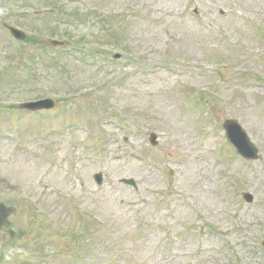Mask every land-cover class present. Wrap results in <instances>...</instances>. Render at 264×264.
<instances>
[{"label":"rangeland","instance_id":"obj_1","mask_svg":"<svg viewBox=\"0 0 264 264\" xmlns=\"http://www.w3.org/2000/svg\"><path fill=\"white\" fill-rule=\"evenodd\" d=\"M86 1L79 6H99ZM107 1L121 8L120 0ZM183 1H152L158 20L148 25L162 38L158 55L185 59L186 74L143 75L124 57L105 73L91 59H72L67 75L52 65L68 44L49 45L56 27L46 5L0 0V97L20 103L44 94L56 102L37 113L0 106V264H264V0H199L205 29L174 15ZM126 13L127 25L144 30ZM6 25L25 31L26 40ZM164 25L173 30L169 43ZM219 26L226 40L216 37ZM109 29L114 37L115 25ZM103 46L115 50L104 40L96 51ZM212 61L219 68L204 70ZM34 71L41 74H27ZM109 71L103 95L98 86L88 90ZM199 88L211 90L203 110L192 105ZM230 118L257 145L253 160L243 161L227 141L222 127ZM122 177H134L138 188Z\"/></svg>","mask_w":264,"mask_h":264},{"label":"trees","instance_id":"obj_2","mask_svg":"<svg viewBox=\"0 0 264 264\" xmlns=\"http://www.w3.org/2000/svg\"><path fill=\"white\" fill-rule=\"evenodd\" d=\"M144 0H126L125 1V3L124 4H131V5H133V6H136V5H140L142 2H143ZM97 4H99V5H101L102 6V4H105V3H103V2H99V0L97 1ZM53 5H54V7H57V8H59V10H60V7H59V2L58 1H56V0H53ZM107 5H109V4H107ZM60 11H62V10H60ZM101 11V10H100ZM146 12H149V10H148V8L146 9ZM94 14V15H97L98 13H99V10H93V7H91V10L90 11H87L86 13H84V14H81V13H78V14H74V13H71V12H65V14H67V16H68V18L69 17H73V18H75V16H77V19L78 20H84V19H86V18H88V15L89 14ZM121 15H123V13L121 12L120 13ZM83 17H84V19H83ZM110 18L112 19V18H114V16H110ZM142 20V22L144 23V27L148 30V31H150V32H152L154 35H157V36H159V33L157 32V31H155V30H153V28H151L149 25H148V21H149V19L147 18V17H140L139 19H137V21H141ZM103 29H104V27H102ZM127 27H124V29H123V31L125 32L123 35H122V37H126V35L129 33V31H127V30H129L128 28L126 29ZM66 35V37L68 38V39H74V38H78V41L79 42H83V40L85 39V37H86V35L83 33L81 36H78V37H72V36H69L67 33L65 34ZM150 43H152V41L150 40V41H148V42H145V44L146 45H150Z\"/></svg>","mask_w":264,"mask_h":264},{"label":"water","instance_id":"obj_3","mask_svg":"<svg viewBox=\"0 0 264 264\" xmlns=\"http://www.w3.org/2000/svg\"><path fill=\"white\" fill-rule=\"evenodd\" d=\"M227 131L233 136L241 152L250 157H256V148L242 134L241 129L233 122L227 123Z\"/></svg>","mask_w":264,"mask_h":264}]
</instances>
